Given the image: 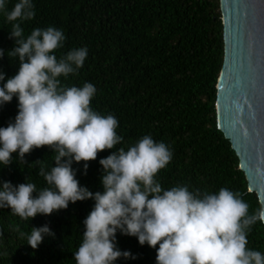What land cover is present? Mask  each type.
<instances>
[{
    "label": "trees",
    "instance_id": "16d2710c",
    "mask_svg": "<svg viewBox=\"0 0 264 264\" xmlns=\"http://www.w3.org/2000/svg\"><path fill=\"white\" fill-rule=\"evenodd\" d=\"M19 0H5L11 11ZM34 19L8 22L0 11V71L5 80L19 71L18 58L8 50L15 46L10 37L12 24L19 22L25 38L35 28L54 26L67 39L55 54L59 58L73 48L87 47L88 56L82 68L63 85L82 87L90 82L97 92L91 101L93 110L113 114L119 121L117 134L123 141L114 149L100 151L97 158L73 161L80 186L93 193L103 191L100 159L113 151L134 145L150 135L166 143L173 156L156 179L164 189L188 185L191 191L218 192L226 187L244 193L249 213L261 202L249 190L240 160L219 129L216 101L218 80L224 62V25L220 0H32ZM18 97L0 106V127H7L18 114ZM55 153L48 146L25 154L12 153V163H0V187L32 182L37 191L49 187L40 176L43 160L46 170L55 165ZM37 196L38 193H34ZM95 201L69 202L67 209L51 215L37 214L22 220L11 208H0V264H76L75 252L83 240V221ZM47 224L52 235H45L36 249L27 242L32 227ZM21 233L25 235L22 237ZM248 247L264 253V223L257 222L248 235ZM117 247L130 251L135 258H118L114 264H157V248L141 245L138 237L116 234Z\"/></svg>",
    "mask_w": 264,
    "mask_h": 264
},
{
    "label": "clouds",
    "instance_id": "9594fccd",
    "mask_svg": "<svg viewBox=\"0 0 264 264\" xmlns=\"http://www.w3.org/2000/svg\"><path fill=\"white\" fill-rule=\"evenodd\" d=\"M34 8L32 0H19L9 12L5 0H0L8 22L34 19ZM9 38H15V46L7 54L18 58L20 67L0 86V106L16 96L19 111L13 123L0 127V163L10 165L17 151L19 160L26 162L25 154L48 146L55 153V165L48 171L43 160L34 161L49 185L39 191L29 181L3 182L0 208H11L14 215L28 220L67 209L69 202L93 199L95 205L83 221V240L74 255L76 264H114L120 257L135 258L117 247L118 231L138 237L141 245H159L157 264H264V253L247 246L252 226L264 223V203L250 214L244 193L226 187L218 192L191 191L188 185L164 189L156 176L173 152L150 135L100 159L102 192L80 186L73 161H85L86 174L88 161L124 139L117 134L119 121L113 114L102 115L91 107L97 92L94 84L69 87L59 79L83 67L88 48H73L58 58L55 51L63 48L67 37L54 26L35 28L25 38L21 24L13 23ZM4 54L0 49V58ZM5 75L0 71V81ZM45 235H55L47 224L32 227L27 243L36 249Z\"/></svg>",
    "mask_w": 264,
    "mask_h": 264
},
{
    "label": "water",
    "instance_id": "95a60500",
    "mask_svg": "<svg viewBox=\"0 0 264 264\" xmlns=\"http://www.w3.org/2000/svg\"><path fill=\"white\" fill-rule=\"evenodd\" d=\"M224 62L217 122L264 203V0H220Z\"/></svg>",
    "mask_w": 264,
    "mask_h": 264
}]
</instances>
